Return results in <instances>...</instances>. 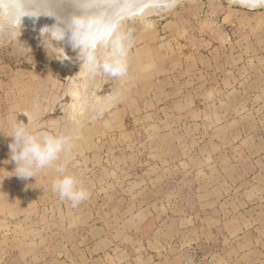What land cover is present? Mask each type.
I'll use <instances>...</instances> for the list:
<instances>
[{"label":"rangeland","instance_id":"374dc122","mask_svg":"<svg viewBox=\"0 0 264 264\" xmlns=\"http://www.w3.org/2000/svg\"><path fill=\"white\" fill-rule=\"evenodd\" d=\"M148 2L101 30L128 37L120 77L0 34V264H264V0ZM21 122L69 138L86 200L55 165L14 175Z\"/></svg>","mask_w":264,"mask_h":264},{"label":"clouds","instance_id":"9594fccd","mask_svg":"<svg viewBox=\"0 0 264 264\" xmlns=\"http://www.w3.org/2000/svg\"><path fill=\"white\" fill-rule=\"evenodd\" d=\"M54 0H20L18 5H11V12L0 16V34H20L22 18L53 15L50 10ZM56 3H70L77 12L70 14L64 27L54 24L40 29L43 45H48L52 54L60 60L71 59L63 47H55L53 42L67 40L72 49L77 52L81 68L90 75L105 74L120 77L127 72L128 37L115 29H108L104 35L94 30L95 23L91 21L88 12L96 7L90 0H55ZM19 9L17 12L16 9ZM35 13V14H32ZM18 35L15 39L18 40ZM13 139L9 144L11 159L15 161L14 175L22 179L34 177L36 169H44L55 165L58 173L53 181L52 189L61 199L71 203L73 207L86 200L89 192L80 181L67 172L66 166L57 163L61 154L70 145L69 138L53 135L48 131L30 129L23 122L14 126L10 135Z\"/></svg>","mask_w":264,"mask_h":264},{"label":"bare ground","instance_id":"6f19581e","mask_svg":"<svg viewBox=\"0 0 264 264\" xmlns=\"http://www.w3.org/2000/svg\"><path fill=\"white\" fill-rule=\"evenodd\" d=\"M118 1H120V2H118ZM147 1L148 0H117L115 2L114 0H108L109 4H107L104 7L102 5L103 4L102 1L90 0V2L93 5H96V7L92 8L88 12V16H89V19L91 21H94V23H95L94 30L96 32H98L100 35H102L101 30H105V29L109 28L110 24H112L111 22L112 21L115 22L114 19H117V21L115 23H117L119 21L121 22V20L125 17L126 14H128L131 11H135V10L138 11V9H142L144 4L145 5L147 4ZM173 1L172 0H149L148 3L152 4L150 9L155 10V8H158V9H162V7L167 8L165 6H167V4H169L168 2H171V4H172ZM19 3H20V0H0V16L8 15L11 12V8L9 6L18 5ZM255 4H257V3H255ZM169 6L170 5H168V7ZM148 8H146V9H148ZM50 10L53 12V15H51V16L41 14L39 17H36V18L28 17V16L23 17L22 18V25L30 26L31 28L36 30L37 34H39L40 29L44 26L51 27L54 24H58L60 27H64L68 16L74 12H77V9H75L70 3H66V2L56 3L55 0H54L53 5H52ZM16 11L18 12L19 9L17 8ZM32 14H35V13H32ZM131 16H135V15H131ZM137 16H139V14ZM126 19H127V17H126ZM34 34H36V33H34ZM63 43L70 46V44L67 40V37L65 38V40H63Z\"/></svg>","mask_w":264,"mask_h":264}]
</instances>
